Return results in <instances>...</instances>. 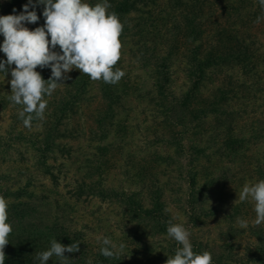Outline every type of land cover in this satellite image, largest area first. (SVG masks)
<instances>
[{
	"label": "trees",
	"instance_id": "1",
	"mask_svg": "<svg viewBox=\"0 0 264 264\" xmlns=\"http://www.w3.org/2000/svg\"><path fill=\"white\" fill-rule=\"evenodd\" d=\"M86 2L95 5L102 0ZM27 3L28 0H0V16L18 15ZM108 3L111 5L108 11L115 12L124 24L120 37L122 45L126 44L125 39L128 36H133L135 39L132 37V44H138L137 49L141 51L139 58L142 61L141 65H152L155 90L152 100L157 114L159 112L162 115L159 122L161 131L154 133L151 141L155 147L136 161L128 151L121 164L126 178L131 183L141 184V187L125 189L109 186L105 182L108 171L115 164L111 156L117 152L121 159L122 145L114 146V142L107 143L103 140L112 126L115 134L122 135L119 138L121 140L127 131L126 123L114 120V111L121 105L124 95L129 90L130 82L128 83L129 79L126 82V76L112 85L102 80L93 81L80 70L73 69L67 74L70 79L59 81L60 85L51 95V99L47 100L46 110L49 112L46 118L33 119L31 122L43 125V130L39 132L42 139L32 142L36 153V166L56 182L57 176L52 170V164L49 163V159L54 158L52 156L54 147L63 145L56 140L61 137H74V131L77 132L79 128L68 130L64 126L65 121L78 112L81 103L89 101L86 97L89 86L98 83L105 106L100 107V112L95 116L97 129L94 135L102 142L95 145L96 151L92 152V158H86L87 170L81 177L75 179L72 194L77 199L94 196L116 204L125 217L126 224L132 223L136 230L124 236L123 242H126L125 248L128 252H123L119 260L104 257L100 251L104 246L102 245L92 254L91 264H135L134 260L138 264H166L167 258L156 257L154 248L146 238L150 234H167L168 221L182 224L169 213V203L164 199L167 197V185L173 184L168 178L167 169H173V164H176L178 174L181 176L178 169L182 167L181 158L186 159L191 166L199 158H204L207 165H214L213 162H220L225 157H230V160L240 159L248 165L253 159L251 157H255L251 148L244 146V138L238 136L235 131L238 117L234 115V110L230 106L238 93L248 89L255 91L259 88L258 79L264 78L262 54L264 50L260 52L258 47L254 46V39L246 31L250 27L249 21L254 22L259 17H264V8L259 4V0H108ZM43 7L37 5L35 8L39 16L36 23L25 24L30 30L44 25ZM132 14L136 15L137 21L128 25V19H131L129 15ZM3 40V35H0V43H3ZM160 46L163 51L156 54ZM130 49H133V46ZM55 50L60 51L58 46ZM3 60H6V55L1 52L0 61ZM119 63L120 61L115 68L118 69ZM174 64L182 67L187 81L179 94H175L171 89L173 80L171 66ZM237 69L243 76L252 78L249 84L247 80L238 81L233 77L232 73ZM37 71L45 80L51 77V71L47 67L37 68ZM8 104L15 105L9 100V96L0 94V108H6ZM18 113H14L16 118L19 117ZM80 130L82 131L81 128ZM257 132L255 129L253 137H257ZM184 139L188 140V146L182 143ZM11 147V141L0 137V156L7 153ZM171 147L174 156L167 153ZM161 148H164L163 152L160 151ZM249 150L250 154L247 152ZM253 160L260 161L256 157ZM206 168L207 166H203L205 180L200 187H196V173L191 170L192 168L187 171L190 182L187 223L197 225L205 218L213 219L219 227L222 240L220 247L231 255L236 245L235 235L243 231L236 223L249 218L245 212V205L248 204L232 203L223 216H219V211L215 208L202 206L209 194V191H205L215 183L222 184L220 181L225 177L224 172L218 175L219 177H212L213 169L209 173L206 172ZM255 173H258L256 182L264 180L263 168H259ZM5 180L6 175L0 173V196L8 201V222L13 227L10 242L4 250L5 264H40L36 258L37 254L48 250L53 239L64 245L80 242L79 252L65 253L66 264H77L78 261L76 259L73 261V258L84 254L89 245L82 234H70L63 224L56 221L51 223L36 221L35 206L22 199L31 195L28 190L30 182L12 190L4 186ZM143 193L149 199L148 204L144 203ZM216 195L217 201L223 204L225 192L219 190ZM29 215L31 217H28ZM260 226L264 228V224ZM260 226H257V230L250 227L252 233L256 232L257 243L246 246L247 262L264 264V229ZM168 241L166 251L173 257L176 249L182 246H176L178 243L171 237ZM191 243L195 253L205 251L211 253L202 247L201 241ZM152 251L154 260L148 259L145 254ZM127 256L130 260L126 259ZM144 257L147 258L145 261ZM158 258H161L160 261L163 263H158ZM232 259L235 260L234 257L227 259L224 258V254H219L217 258H213V264H231ZM240 260L242 262V259ZM47 264H60L59 258L53 256Z\"/></svg>",
	"mask_w": 264,
	"mask_h": 264
},
{
	"label": "rangeland",
	"instance_id": "2",
	"mask_svg": "<svg viewBox=\"0 0 264 264\" xmlns=\"http://www.w3.org/2000/svg\"><path fill=\"white\" fill-rule=\"evenodd\" d=\"M129 17L131 19H128V25L137 21L136 15L132 14ZM251 22H248L250 27L246 31L254 39V46H257L258 50L262 52L264 50V17H259L257 21ZM132 37L128 36L125 39L126 44L123 45L122 57L118 66V69L125 72L126 82L129 79V90L124 95L121 105H118V108L114 111V120L126 123L127 131L123 134L121 140L119 138L122 135L120 133L115 134L112 126L109 128L110 131L107 133V137L103 140L107 143L114 142V146L122 145L121 159L117 152L114 153V156H111L115 164L108 171L105 182L109 186L125 189H138L141 184L131 183L124 175V169L121 165L124 155L129 151L135 161L140 160L143 155H147V152L155 147L151 141L154 133L161 131L159 122L162 118L159 112L157 114L152 100V96L155 95L152 65H141L142 61L139 60L141 51L137 49L138 44H132ZM133 39L135 38L133 37ZM131 46H133V49H130ZM162 51L163 49L160 46L156 54H161ZM262 54H264V51ZM171 67L173 70L171 89L174 90L175 94H179L185 88L187 81L181 66L174 64ZM49 70L51 71L50 68ZM232 75L238 81L247 80V84L252 80L249 76H243L239 69L234 71ZM10 80L11 68L8 69L6 75L0 73V94L11 95ZM257 86L259 88L255 91L248 89L238 93L236 98L232 99L230 107L234 110V115L238 117L235 128L237 135L244 138V146L251 148L253 156L259 158L260 161L257 160L256 162L253 160L255 157H251L253 159L246 165L240 159L233 158L230 160V157H225L220 162H213L214 165H207L204 158H199L190 166L186 159L181 158L180 165L182 167L178 168L181 171V176L177 171L178 165L173 164V169H167L168 178L173 182V184L169 183L167 185V197L164 198L169 203V213L177 222L182 223L183 226L185 225L184 227L190 231L191 242L201 241L202 247L211 251L213 258H217L219 254H224V258L227 259L234 257L235 260L232 259L231 264H256L247 262V249H245L246 246H253L257 243L256 232L252 233L250 231V227L257 230V226H260L254 223L256 219L255 203L251 200L244 201L248 204L245 205V212L248 213L249 217L245 220L247 227L241 228L240 223H236L243 231L240 233L241 235L236 233L234 238L236 245L230 255L227 250L220 247L222 240L220 239L219 227L213 219L205 218L197 225L187 223L186 211L189 209L187 198L190 189L187 171L192 168L191 170L196 173V187H200L205 180L203 166H207L206 172L209 173L213 169L212 177H219L218 175L224 172L225 177H222L223 179L220 181L222 184L215 183L205 191H209V194L206 197V202L202 205L205 208H215L219 211V216H223L229 210L230 204L241 202L239 194L246 184L257 183L255 178H258V173H255V171L257 172L259 168L264 169V78L258 79ZM86 97L89 101L81 103L78 112L66 119L64 124L68 130L79 128L78 131H74V137L58 138L56 142H61L63 147L55 146L52 155L54 158L49 159V163L53 166L52 170L57 176L56 182L51 179L50 175L43 174L36 166V153L32 142L42 139L39 132L43 130V125L41 123H31V127L25 129L23 120L14 116L15 112L22 110L20 105L8 104L6 108H0V137L11 141L12 146L7 153L0 156V173L6 175L4 186L16 190L18 187L24 186L26 182H30L28 190L31 195L28 198L22 197V199L35 206L37 212L33 215L37 218L36 221L42 220V222L48 223L56 221L63 224L70 234H82L89 245L84 254L82 253L73 258V261L75 259L78 261L77 264H91L92 254L103 245V238L108 237L117 245L120 243L126 244V242H123L126 233L130 234L136 230L132 223L126 224L125 217L116 204L102 201L99 197L94 196L77 199L72 194L75 179L81 177L87 170L86 158H92V152L96 151L95 145L102 142L94 135L97 129L95 116L97 112H100V107L105 106V103H102L104 98L98 83L89 86ZM50 99L51 96H45L46 101ZM47 112H49L48 109L45 110L44 118H46ZM255 129L258 130L257 137H253ZM182 143L188 146L187 139H184ZM163 150L164 148L160 149L161 152ZM243 150L244 148L241 149V151ZM247 152L250 154L251 151ZM167 153L172 156L175 155L172 147L168 149ZM219 190L224 191L226 195L223 204L217 201L216 194ZM143 197L144 203L148 204L149 199L145 193H143ZM28 217H31V215ZM139 228L141 229L142 226ZM260 228L264 229L261 226ZM169 238L168 234H150L146 238L151 247L154 248L156 257L164 256L167 258L166 262L169 257H172L166 251ZM178 245L176 244V246ZM123 252L128 251L125 248ZM145 254H147L148 259L154 260L153 251L150 254L145 252ZM126 259L130 260V257L127 256ZM146 259L144 257V261ZM240 259H242V262ZM160 260L161 258H158V263H163ZM133 263L138 264L136 260Z\"/></svg>",
	"mask_w": 264,
	"mask_h": 264
},
{
	"label": "clouds",
	"instance_id": "3",
	"mask_svg": "<svg viewBox=\"0 0 264 264\" xmlns=\"http://www.w3.org/2000/svg\"><path fill=\"white\" fill-rule=\"evenodd\" d=\"M259 4L264 8V0H259ZM37 5L44 6L42 15L45 23L30 30L25 24L39 20L35 11ZM109 8L108 0L95 5L86 0H28L20 14L0 16V35L4 37L0 51L6 55V60L0 61V72L6 75L11 68L9 100L23 106L18 115L25 127L30 128L33 119H44L47 108L45 96L53 94L61 83L59 81L70 79L67 74L73 69L80 70L93 81L102 80L112 85L125 76L124 71L115 68L122 57L120 37L124 24L115 12L108 11ZM57 46L60 51L55 50ZM46 67L51 69L48 80L37 71V68ZM239 200L254 201V223H264V180L246 184ZM8 206V201L0 196V264H5L4 250L13 232L8 222ZM167 223L168 236L182 247L176 249L166 264H213L211 253L193 251L188 229L172 221ZM239 223L241 228L247 227L246 221L240 220ZM102 244L101 254L117 260L126 247L124 243H113L108 237L103 238ZM79 245L80 242L64 245L53 239L50 248L38 253L36 258L40 264H47L55 256L60 264H66L65 253L79 252Z\"/></svg>",
	"mask_w": 264,
	"mask_h": 264
}]
</instances>
